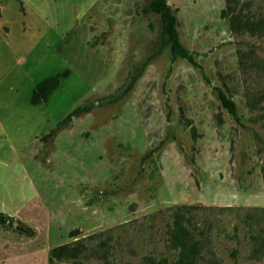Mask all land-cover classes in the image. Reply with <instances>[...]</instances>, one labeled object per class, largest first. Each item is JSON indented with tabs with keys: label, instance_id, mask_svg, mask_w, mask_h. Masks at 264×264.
I'll return each instance as SVG.
<instances>
[{
	"label": "rangeland",
	"instance_id": "rangeland-1",
	"mask_svg": "<svg viewBox=\"0 0 264 264\" xmlns=\"http://www.w3.org/2000/svg\"><path fill=\"white\" fill-rule=\"evenodd\" d=\"M148 1L46 0V18L27 20L25 36L7 17L0 212L14 224L0 225V264H48L52 247L76 239L89 246L81 264H177L168 228L183 205L202 241L194 264H264V34L234 32L226 0H167L192 60L174 57ZM237 8L264 17V0ZM65 69L32 104L35 85ZM102 239L105 257L93 249Z\"/></svg>",
	"mask_w": 264,
	"mask_h": 264
},
{
	"label": "trees",
	"instance_id": "trees-1",
	"mask_svg": "<svg viewBox=\"0 0 264 264\" xmlns=\"http://www.w3.org/2000/svg\"><path fill=\"white\" fill-rule=\"evenodd\" d=\"M238 0H226V8L223 9L222 14L229 18V24L231 29L236 33L248 32L251 35H263L264 34V17L258 19L251 18L248 14L244 13L241 8H237ZM144 12L156 13L160 18V35L162 43L168 47L170 53L174 57H182L188 60H192L191 54L188 49L182 44L179 39L177 30V17L174 10L168 5L167 0H149L144 7ZM148 63L145 61L144 66ZM69 75V69L57 72L53 75L47 76L41 79L33 88L30 102L32 104H39L48 100L52 92L59 86L62 78ZM130 83L125 90L124 95L131 88ZM218 98L224 108L235 118H237V106L235 101L230 98L223 90L217 89ZM123 94L119 96L121 98ZM85 107L79 106L71 111L64 119H62L54 128H52L47 135H53L63 125H66L71 118L75 115L83 112ZM190 206H178L174 214V219L171 226L168 228L170 245L173 248L178 249L177 264H194V260L200 250L202 243L201 239H197L194 233L185 224L186 217L182 209H188ZM14 224V217L4 212H0V225L12 226ZM16 230L27 236H33L35 230L21 221H17L15 224ZM77 230L71 231V236L75 235ZM91 235L89 239H93L95 236ZM107 241L102 239L93 248L95 253L102 251L100 256H106ZM89 248L87 242L83 239H76L71 243H64L52 247L49 250L48 264H57V262H71L72 264H81V258L86 257L87 249Z\"/></svg>",
	"mask_w": 264,
	"mask_h": 264
},
{
	"label": "crops",
	"instance_id": "crops-1",
	"mask_svg": "<svg viewBox=\"0 0 264 264\" xmlns=\"http://www.w3.org/2000/svg\"><path fill=\"white\" fill-rule=\"evenodd\" d=\"M46 5V0H0V36L2 39L7 40L12 37L11 21L7 18L11 13L17 16L19 34L25 36L27 32L26 21L37 18L40 21L45 19ZM12 41L16 47L24 43L21 37L18 40L12 38Z\"/></svg>",
	"mask_w": 264,
	"mask_h": 264
}]
</instances>
